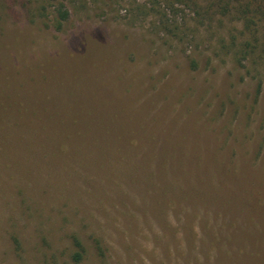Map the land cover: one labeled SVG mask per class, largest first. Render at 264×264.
Segmentation results:
<instances>
[{"label": "rangeland", "instance_id": "374dc122", "mask_svg": "<svg viewBox=\"0 0 264 264\" xmlns=\"http://www.w3.org/2000/svg\"><path fill=\"white\" fill-rule=\"evenodd\" d=\"M200 22L0 0V264H264V19Z\"/></svg>", "mask_w": 264, "mask_h": 264}, {"label": "trees", "instance_id": "16d2710c", "mask_svg": "<svg viewBox=\"0 0 264 264\" xmlns=\"http://www.w3.org/2000/svg\"><path fill=\"white\" fill-rule=\"evenodd\" d=\"M183 3L191 4L194 8V12L196 13L197 17L201 18L200 24H203V21L213 22L216 19L219 21L220 24L224 21L226 17H230L231 20L242 22L244 26V30L248 32L253 37L256 34L251 33L252 28L257 26V23L264 19V0H179ZM181 4V3H180ZM171 7L173 8L174 3L171 2ZM162 18L159 20L163 26H168L167 23L169 20L165 18V15L162 14ZM68 18V11L64 8L63 5H59L57 8V17L55 19L57 27L61 25V22L65 21ZM257 40V39H255ZM246 53V51H244ZM264 53V49L262 51ZM66 145L63 143L61 145V149H65ZM176 188V186H174ZM167 196V195H166ZM166 203L169 207H173V209H181L182 207L179 205V202L175 199L174 195L172 197L166 198ZM249 200L243 199L245 204L248 203ZM251 202V200H250ZM177 209V210H178ZM165 211H162V214ZM198 209H194L193 216H197ZM218 215V221H221L220 229L224 230L225 226L235 228L230 232L231 236H224L226 238L223 242L222 239L218 237L217 233H214L213 242L214 244H224L225 246H229V248L235 247H247L248 240L245 239L242 232L240 234L238 230V223L232 220L226 219L221 214ZM208 221V220H206ZM243 237V238H242ZM213 245V244H212ZM211 245V246H212ZM235 246V247H234ZM79 254H75V258H79Z\"/></svg>", "mask_w": 264, "mask_h": 264}]
</instances>
